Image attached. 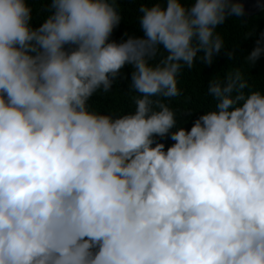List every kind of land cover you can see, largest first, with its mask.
<instances>
[{"label":"clouds","instance_id":"1","mask_svg":"<svg viewBox=\"0 0 264 264\" xmlns=\"http://www.w3.org/2000/svg\"><path fill=\"white\" fill-rule=\"evenodd\" d=\"M34 11L0 0V264H264V90L235 69L194 121L171 106L243 5L145 0L119 41V0ZM122 81L134 108L99 110Z\"/></svg>","mask_w":264,"mask_h":264},{"label":"trees","instance_id":"2","mask_svg":"<svg viewBox=\"0 0 264 264\" xmlns=\"http://www.w3.org/2000/svg\"><path fill=\"white\" fill-rule=\"evenodd\" d=\"M143 2L145 0H119L125 22H122L114 32L112 39L119 41L125 33L141 35L137 25L139 16L137 10ZM32 3L35 9L34 15L40 14L38 20L33 22L35 26H38L39 19L43 18L41 9L45 6L46 0H32ZM218 31L225 38L227 46L225 50L217 55L215 63L209 67L197 63L193 69H185L180 77L183 94L171 101V106L177 110L178 114L189 110L197 112L192 116V121L202 115L203 111L214 106L212 98L207 95V85L212 78L223 79L229 71L240 69L252 89L264 90V56H261L254 66L244 61L245 57L257 47V42L264 34V10L253 16L243 14L240 17H230ZM229 52H234V58L231 60L228 56ZM124 71L130 76V68ZM134 95L136 94L129 93L127 81H122L114 85L113 91L108 95L94 97L93 104L101 111L125 112L134 108L132 99ZM192 121L189 122V128ZM161 142L167 145L172 143L170 140Z\"/></svg>","mask_w":264,"mask_h":264},{"label":"water","instance_id":"3","mask_svg":"<svg viewBox=\"0 0 264 264\" xmlns=\"http://www.w3.org/2000/svg\"><path fill=\"white\" fill-rule=\"evenodd\" d=\"M233 2L243 5L244 14L253 16L264 10V0H233Z\"/></svg>","mask_w":264,"mask_h":264}]
</instances>
